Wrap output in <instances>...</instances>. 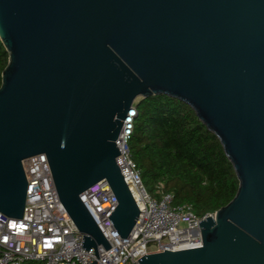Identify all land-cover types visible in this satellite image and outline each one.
I'll return each mask as SVG.
<instances>
[{"label":"water","instance_id":"95a60500","mask_svg":"<svg viewBox=\"0 0 264 264\" xmlns=\"http://www.w3.org/2000/svg\"><path fill=\"white\" fill-rule=\"evenodd\" d=\"M0 43V213L21 219L22 161L43 153L98 260L110 246L79 194L105 181L108 218L129 236L139 210L116 140L136 99L164 95L216 136L238 188L197 223L202 245L137 261L264 264V0H0Z\"/></svg>","mask_w":264,"mask_h":264},{"label":"built area","instance_id":"2783aa9c","mask_svg":"<svg viewBox=\"0 0 264 264\" xmlns=\"http://www.w3.org/2000/svg\"><path fill=\"white\" fill-rule=\"evenodd\" d=\"M135 105L127 113L116 140L119 155L116 165L128 187L139 216L125 239L120 238L108 216L117 200L105 181H99L79 194V199L96 223L110 248H82L83 235L78 231L56 193L45 154L22 161L26 178V199L21 219L0 213V264H140L143 255L164 250H187L202 245L197 223L213 213L197 216L188 203L174 202L163 185L153 196L145 188L129 152Z\"/></svg>","mask_w":264,"mask_h":264},{"label":"trees","instance_id":"16d2710c","mask_svg":"<svg viewBox=\"0 0 264 264\" xmlns=\"http://www.w3.org/2000/svg\"><path fill=\"white\" fill-rule=\"evenodd\" d=\"M7 59L0 43V84ZM135 108L128 146L149 193L161 183L176 204H190L197 216L215 212L234 197L238 180L232 165L189 106L158 95L139 98Z\"/></svg>","mask_w":264,"mask_h":264},{"label":"rangeland","instance_id":"374dc122","mask_svg":"<svg viewBox=\"0 0 264 264\" xmlns=\"http://www.w3.org/2000/svg\"><path fill=\"white\" fill-rule=\"evenodd\" d=\"M138 100H139V98H138V99H136L135 103H136ZM150 194H152L153 196H158V194L155 192V190H154V192H153V193H151V192H150Z\"/></svg>","mask_w":264,"mask_h":264}]
</instances>
